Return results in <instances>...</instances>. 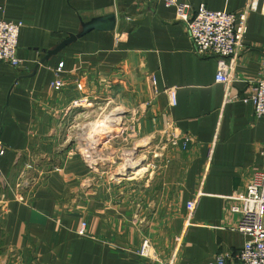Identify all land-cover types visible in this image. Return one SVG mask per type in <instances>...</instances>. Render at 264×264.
I'll return each mask as SVG.
<instances>
[{
	"label": "crops",
	"instance_id": "obj_1",
	"mask_svg": "<svg viewBox=\"0 0 264 264\" xmlns=\"http://www.w3.org/2000/svg\"><path fill=\"white\" fill-rule=\"evenodd\" d=\"M179 1L189 17L200 5L238 13L246 3ZM0 21L22 24L20 66L0 62V264L233 259L246 237L228 198L264 171V116L243 101L264 65V1L248 16L227 90L217 59L198 55L158 0H0ZM97 101L141 108L151 131L172 125L189 143L144 180L98 178L68 144Z\"/></svg>",
	"mask_w": 264,
	"mask_h": 264
},
{
	"label": "built area",
	"instance_id": "obj_2",
	"mask_svg": "<svg viewBox=\"0 0 264 264\" xmlns=\"http://www.w3.org/2000/svg\"><path fill=\"white\" fill-rule=\"evenodd\" d=\"M167 8H174L176 17L186 28L187 35L195 52L201 56H214L217 59L216 82L226 90L229 88L237 56L243 46L247 32L248 16L257 9L260 0H246L243 10L238 13L214 12L200 5L193 17L188 16V6L179 0H158ZM264 1V0H263ZM22 24L0 21V62L19 67L16 58L19 31ZM250 82L249 92L243 99L251 103L256 117L264 116V65L260 75ZM56 88L60 82L54 84ZM174 103V94H171ZM80 103V102H79ZM78 103L73 107H78ZM172 134L174 145L185 148L189 139L182 137L172 125L165 128ZM3 150H0V155ZM230 211L240 216L237 231L246 237L238 254L231 260L219 256L215 264H264V171L254 173L246 187L245 194L233 195ZM196 203L189 202L187 210L192 215ZM84 231L80 228V233Z\"/></svg>",
	"mask_w": 264,
	"mask_h": 264
},
{
	"label": "rangeland",
	"instance_id": "obj_3",
	"mask_svg": "<svg viewBox=\"0 0 264 264\" xmlns=\"http://www.w3.org/2000/svg\"><path fill=\"white\" fill-rule=\"evenodd\" d=\"M100 102H95L96 110L86 115L82 109L78 112L83 115L73 122L72 138L68 141L73 156L95 168L98 178L144 180L148 177L150 164L163 166L172 162L173 149L178 147L174 145L173 135L165 129L151 131L144 124V118L139 119L143 113L141 108L133 111V108L116 109L109 105L106 109ZM100 166L103 167L100 169ZM80 181L84 182V177ZM80 228L77 234L84 236L85 224ZM141 253L144 255V251Z\"/></svg>",
	"mask_w": 264,
	"mask_h": 264
}]
</instances>
